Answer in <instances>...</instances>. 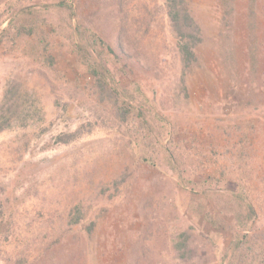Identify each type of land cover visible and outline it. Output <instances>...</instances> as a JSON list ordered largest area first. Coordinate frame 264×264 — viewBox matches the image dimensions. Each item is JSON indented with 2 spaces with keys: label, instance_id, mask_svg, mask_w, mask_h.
<instances>
[{
  "label": "rangeland",
  "instance_id": "1",
  "mask_svg": "<svg viewBox=\"0 0 264 264\" xmlns=\"http://www.w3.org/2000/svg\"><path fill=\"white\" fill-rule=\"evenodd\" d=\"M74 1L79 22L95 24L136 55L135 80L174 126L179 158L160 145L149 148L158 167L139 159L143 151L92 96V78L68 44H57L52 68L29 53L28 41L0 43V264H220L240 228L225 213L227 195L198 198L178 181L221 177L228 166L250 169L257 213L241 228L264 246V0L256 6L257 35L248 0H236L231 23L216 0H188L203 33L190 64L177 53L165 0ZM10 12L0 0V15ZM46 14L69 30L67 10L50 7ZM254 42L260 47L253 70ZM232 46L234 71L226 66ZM72 214L94 225L80 227ZM183 231L190 236L185 258L174 248Z\"/></svg>",
  "mask_w": 264,
  "mask_h": 264
},
{
  "label": "trees",
  "instance_id": "2",
  "mask_svg": "<svg viewBox=\"0 0 264 264\" xmlns=\"http://www.w3.org/2000/svg\"><path fill=\"white\" fill-rule=\"evenodd\" d=\"M236 2V0H216V10L222 14V19L227 23L233 21L237 10ZM257 2L258 0H248L249 26L256 35L259 27ZM3 3L10 5L12 12L4 17L0 15L1 44L9 40L11 45L16 46L20 43L21 47L23 41H28L29 49H26L29 53H39L38 56L44 57L52 68H55L56 57L53 53L57 49V44H68L77 61L85 67L92 78L90 86L92 96L110 107L115 117L124 125L130 141L143 151L139 159L145 164L158 167L157 158L149 148H154L155 151L160 145L175 159L179 158L174 155L176 151L173 150V145L180 146L176 141L174 126L153 103L142 83L135 80L131 64L138 59L123 41L113 44L95 24L79 22L75 17L74 0H57L39 5L17 4V0H3ZM50 7L69 12L68 31L46 14ZM165 7L173 32L178 39L177 53L182 62L190 64L197 59V49L203 41L202 27L193 14L188 0H165ZM252 47L250 64L254 65V70L259 63L257 49L259 50L260 46L254 42ZM237 64L235 47L232 46L226 57V66L234 71L238 67ZM123 77L134 82L125 84ZM233 80L237 81L234 78ZM259 118L264 120L262 116ZM2 128L1 126L0 129ZM241 130L248 133L249 128L245 126ZM77 132L71 133V136L77 135ZM62 141H67V138H63ZM238 157L236 156V159ZM238 169V167H225L222 169L221 177L209 175L200 182H184L183 178L178 181V186L198 198H209L213 193L220 194L221 191L227 195L228 205L224 208L225 213L236 217L240 228L233 230L232 240L222 254L220 264H264V246L261 239L257 234L250 235L249 232H243L241 228V225H247L257 212L252 191L254 185L247 178L251 176L250 169L241 168L236 173ZM192 171L195 174L196 168H192ZM185 172L183 169L179 170L181 178ZM204 215L213 225L218 226V219L210 217L211 213L208 210ZM72 219L73 223L80 227L84 224L94 225L93 220L78 214H72ZM92 233L91 226L87 234ZM189 238V233L183 231L175 241L174 248L180 252L181 257H188L185 244Z\"/></svg>",
  "mask_w": 264,
  "mask_h": 264
}]
</instances>
